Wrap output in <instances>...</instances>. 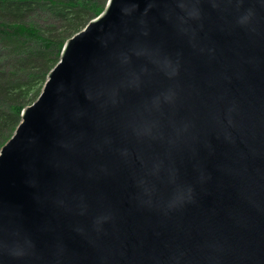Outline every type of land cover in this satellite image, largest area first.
Instances as JSON below:
<instances>
[{
    "label": "water",
    "instance_id": "1",
    "mask_svg": "<svg viewBox=\"0 0 264 264\" xmlns=\"http://www.w3.org/2000/svg\"><path fill=\"white\" fill-rule=\"evenodd\" d=\"M0 264H264V0H108L0 149Z\"/></svg>",
    "mask_w": 264,
    "mask_h": 264
},
{
    "label": "trees",
    "instance_id": "2",
    "mask_svg": "<svg viewBox=\"0 0 264 264\" xmlns=\"http://www.w3.org/2000/svg\"><path fill=\"white\" fill-rule=\"evenodd\" d=\"M108 0H0V149L40 95L66 41Z\"/></svg>",
    "mask_w": 264,
    "mask_h": 264
}]
</instances>
